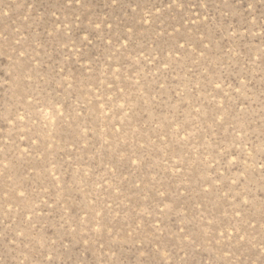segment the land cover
Instances as JSON below:
<instances>
[{"label": "rangeland", "instance_id": "rangeland-1", "mask_svg": "<svg viewBox=\"0 0 264 264\" xmlns=\"http://www.w3.org/2000/svg\"><path fill=\"white\" fill-rule=\"evenodd\" d=\"M0 264H264V0H0Z\"/></svg>", "mask_w": 264, "mask_h": 264}]
</instances>
